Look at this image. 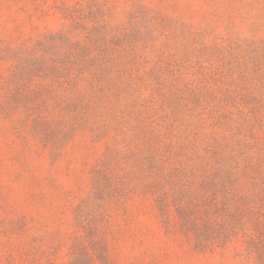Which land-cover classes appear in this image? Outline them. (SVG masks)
<instances>
[{"label": "rangeland", "instance_id": "1", "mask_svg": "<svg viewBox=\"0 0 264 264\" xmlns=\"http://www.w3.org/2000/svg\"><path fill=\"white\" fill-rule=\"evenodd\" d=\"M58 33L75 40L64 131L12 78ZM203 158L229 236L213 245L182 213ZM0 264H264V0H0Z\"/></svg>", "mask_w": 264, "mask_h": 264}, {"label": "trees", "instance_id": "2", "mask_svg": "<svg viewBox=\"0 0 264 264\" xmlns=\"http://www.w3.org/2000/svg\"><path fill=\"white\" fill-rule=\"evenodd\" d=\"M15 74L12 76L17 85L13 90L25 100L24 108L34 110L37 121L47 124L53 120L64 131L73 125L75 120V40L63 33H58L27 52H18L15 56ZM105 72H100L89 85L87 95L97 98L102 93V79ZM38 80L37 85H34ZM51 115V116H50ZM219 156H215L218 162ZM204 168L208 164L203 158ZM211 160V159H210ZM221 170H203L205 189L195 197L186 195L187 207L182 210L186 220L197 228V235L201 243L224 242L229 236L218 230L217 206L218 180ZM229 179V178H228ZM206 230L212 231L207 233ZM208 238V240H207Z\"/></svg>", "mask_w": 264, "mask_h": 264}]
</instances>
